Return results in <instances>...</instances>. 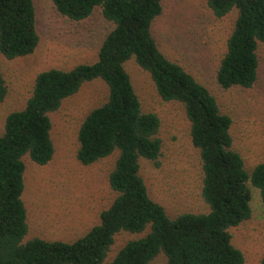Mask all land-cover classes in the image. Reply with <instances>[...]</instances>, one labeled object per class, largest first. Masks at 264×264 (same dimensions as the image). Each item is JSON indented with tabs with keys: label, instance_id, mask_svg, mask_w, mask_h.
<instances>
[{
	"label": "trees",
	"instance_id": "obj_1",
	"mask_svg": "<svg viewBox=\"0 0 264 264\" xmlns=\"http://www.w3.org/2000/svg\"><path fill=\"white\" fill-rule=\"evenodd\" d=\"M57 10L73 20L89 17L96 6L115 27L99 50V59L71 70L53 68L39 73L25 108L8 114L0 136V264H102L122 231L149 233L129 241L111 264H149L159 253L168 264H245L243 252L232 243L230 227L252 216L249 182L260 190L264 205V162L251 172L233 149L232 118L221 112L216 97L183 66L159 49L152 33L162 14V0H53ZM221 18L238 10L227 52L217 71L223 88L252 87L258 77L257 49L264 41V0H208ZM33 0H0V51L13 59L32 54L40 42ZM134 57L148 71L159 95L184 103L191 137L200 150L202 195L208 213H184L172 219L154 201L140 174V159L158 161L161 121L143 112L125 62ZM102 79L108 100L93 109L78 133V160L89 165L119 150L109 183L118 195L101 213V222L74 242L34 238L28 233L23 200L26 165H45L55 152L50 112L77 93L85 82ZM7 86L0 72V102ZM264 264V258L261 261Z\"/></svg>",
	"mask_w": 264,
	"mask_h": 264
},
{
	"label": "rangeland",
	"instance_id": "obj_2",
	"mask_svg": "<svg viewBox=\"0 0 264 264\" xmlns=\"http://www.w3.org/2000/svg\"><path fill=\"white\" fill-rule=\"evenodd\" d=\"M40 42L32 54L9 59L0 51V72L7 94L0 102V136L8 114L25 108L39 73L53 68L71 70L99 59L103 41L115 27L96 6L82 20L62 15L53 0H33ZM163 12L152 23L159 49L205 85L216 97L220 110L232 118L233 149L251 172L264 162V41L257 49L258 77L252 87L223 88L217 71L227 52L228 39L235 28L238 10L217 17L208 0H162ZM143 112L158 115L157 137L162 141L158 161L140 159V174L150 197L161 204L172 219L184 213H208L202 195L203 169L200 150L191 137V122L184 103L166 101L158 93L150 73L132 57L125 62ZM109 97L108 85L100 78L85 82L80 90L65 98L59 109L50 112L54 156L40 165L25 155V190L29 230L24 242L42 238L74 242L101 222V213L118 193L109 183L119 150L95 163L84 165L77 157L79 129L86 116ZM252 192V216L230 227L232 243L245 256V264H261L264 258V205L260 190L248 183ZM150 231L122 230L114 237L102 264H111L131 240ZM149 264H168L161 252Z\"/></svg>",
	"mask_w": 264,
	"mask_h": 264
}]
</instances>
